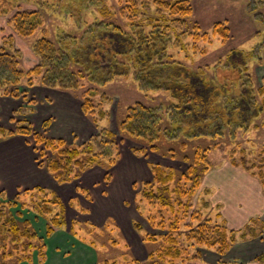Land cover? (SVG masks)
<instances>
[{
  "label": "trees",
  "instance_id": "16d2710c",
  "mask_svg": "<svg viewBox=\"0 0 264 264\" xmlns=\"http://www.w3.org/2000/svg\"><path fill=\"white\" fill-rule=\"evenodd\" d=\"M120 1L119 12L129 19V30L96 18L86 26L80 24L79 28L86 30L79 47L76 46V39L69 40L71 36L66 33L62 35L59 47L48 39L36 41L33 52L39 64L28 70L29 79L25 76L26 72L20 70L17 54L2 49L0 94L20 97L19 86L26 80L32 87L40 81L46 88L75 92L86 80L103 86L116 77H124L134 71L136 82L143 91L169 92L178 101V105H159L156 108L139 103L129 108L124 116L120 126L122 134L141 141L151 150H158L161 141L174 143L179 142L181 137L188 142L219 139L224 134L223 126L230 127L234 133L232 135H235L236 128L250 129L264 111V82L255 89L246 66L248 59L261 60L264 41L247 54L233 51L227 58L228 73L220 77L222 81L219 84H215L207 80L202 68L193 72L181 63L172 62L168 53L172 44H184L186 32L180 27L192 15L191 0H142L145 1L142 4L133 0ZM12 2L18 4L19 1ZM249 3L253 9L257 8L256 0ZM259 3L264 7L261 1ZM38 4L42 9L48 8L44 2L39 1ZM99 11L104 18L113 15L107 5H103ZM41 16L38 11H18L10 21L17 33L26 36L34 33L41 23ZM79 16H82L81 13ZM261 19L264 20V15ZM192 26L197 30L196 39H199V26ZM214 27L215 34L227 37L228 29L225 30L221 22ZM147 28L152 29L147 32ZM191 31L190 27L188 32L193 34ZM76 66H81L82 70L75 71L73 68ZM232 90L235 93L229 97L228 93ZM96 95L93 90L84 94L82 108L85 112L94 108L92 100ZM257 97L261 99L260 103ZM165 119L168 121L164 124ZM166 124L169 128L165 129ZM31 127L28 120H20L14 129L0 126V139L16 134L32 136L38 147H44V156L47 152L51 154L47 155V162L41 165H46L58 183L76 180L95 166L108 171L120 158L118 147L114 144V133L110 130H102L86 142L73 145L60 138L32 131ZM186 144L182 141L180 146L185 147ZM194 149V155L189 157L186 154L183 157L188 163L185 172L158 165L153 168V182L141 186L138 196L147 203L149 210L146 220L152 229L142 236L145 245H152L150 249L147 248V258L140 261L125 252L118 260L104 258L96 264H201L199 247L226 255L237 242L263 234L264 228L259 218L252 219L240 231L229 229L223 221L214 222L207 189L200 203L197 202L198 207L194 205L204 176L214 167L208 156L209 145L197 144ZM170 151V157L177 159L178 156L173 154L174 149L170 148ZM135 152L138 153L136 149ZM239 154L243 156L242 164L236 159ZM259 157L258 162L247 160L244 148L239 145L230 152L229 160L236 167L242 165L244 170L261 181L264 188V152ZM20 193L23 200L20 196L14 201L0 198V264H45L47 254L44 239L32 222L25 218L22 209L28 208L31 213L45 219L46 234L52 236L65 223V204L55 192L42 187ZM136 208L139 210L138 206ZM134 225L141 233V224L136 222ZM99 231L94 228L92 233L101 238L103 233ZM108 238L106 242H88L98 252V244L108 243ZM257 260L264 264V255Z\"/></svg>",
  "mask_w": 264,
  "mask_h": 264
},
{
  "label": "rangeland",
  "instance_id": "374dc122",
  "mask_svg": "<svg viewBox=\"0 0 264 264\" xmlns=\"http://www.w3.org/2000/svg\"><path fill=\"white\" fill-rule=\"evenodd\" d=\"M17 1L18 4L12 0H0V51L5 49L17 54L20 70L26 72L27 79L30 78L27 75L28 70L39 64V59L33 52L36 41L48 39L59 47L62 35L66 33L71 36L69 40L76 39V46L79 47L82 34L86 30V28L81 30L80 24L86 26L96 18L108 24L114 23L124 29H130V26L127 27L129 19L124 13L119 12L120 0ZM39 1L46 3L48 8L42 9ZM133 1L141 4L145 2ZM256 1L257 8L253 9L250 0H191L192 15L187 18L188 21L186 19L185 25L180 27L186 32L183 36L184 44L175 46L174 43L168 51L172 62L181 63L193 72L202 68L207 80L219 84L222 81L220 77L228 73L227 58L233 51H243L247 54L255 50L259 44H263L264 20L261 17L264 15V7L259 2L264 4V0ZM103 5H107L114 16L102 17L99 9ZM18 11L41 12V23L32 35L23 36L14 29L10 20ZM80 13L82 16H79ZM220 22L226 27L225 30L228 29L226 38L215 34L214 25ZM194 24L199 26L197 28L199 39H196L197 30L192 26ZM190 27L193 34L188 32ZM151 29L147 28V32ZM248 60L247 73L254 83V88L258 89L264 82V50L261 52V60ZM73 69L78 71L82 70V67L76 66ZM18 90L20 93L18 98L0 94V126L8 130L14 129L20 120H28L32 131L51 138H60L73 145L86 142L102 130H110L114 133V144L120 152V158L112 169L107 171L95 166L82 173L76 180L61 184L51 176L46 165H41L47 162L51 154L47 152L48 156H44V147H38L32 136L16 134L7 139H0L1 171L17 166L20 167L19 173L26 174V178L38 175L36 183H42L31 189H14L3 181L7 177L2 178L0 198L14 201L17 196L22 197L20 192L42 187L55 192L65 204V223L57 228L52 236L46 234L45 219L31 213L28 208L22 209L25 218L32 222L39 236L44 239L47 254L45 264H96L104 258L118 260L125 252L132 254L137 260H145L152 245H145L142 236L152 229L146 220L149 210L147 203L140 200L138 194L144 184L153 182L154 167L159 165L164 169L185 172L188 163L183 157L186 154L189 157L194 155V147L197 144L209 145L208 156L213 166L230 162V152L239 145L244 148L246 159L253 162H258L260 154L264 152V111L254 120L249 130L236 128L235 135H232L234 133L231 128L223 126L224 134L220 135L219 139L188 142L181 137L179 142L161 141L156 151L141 141L122 134L120 126L129 108L139 103L149 108L178 105V101L174 100L169 92L143 91L136 82L134 71L124 77H116L103 86L86 80L75 92L46 88L40 81L32 87L28 80L22 82ZM88 90L96 91L97 95L92 100L94 108L85 112L82 108L83 96ZM233 90L228 93L229 97H233L235 93ZM257 99L260 103L261 99L259 97ZM167 121L168 119H165L164 124ZM45 124L48 127L45 128ZM164 128H169V125L166 124ZM80 135L86 137L80 139ZM182 141L187 143L185 147L180 146ZM170 148L174 149L173 154L178 156L177 159L170 157ZM236 159L242 164L241 154ZM40 172L44 176H39ZM45 172L48 174H44ZM108 175L110 177L106 178ZM204 193L202 184L197 192L198 198L194 200L197 207ZM23 199L22 197L21 200ZM122 213H125L127 218L124 214L123 219ZM212 218L216 222L214 216ZM122 219L125 223L131 224L128 226L131 236L124 233L119 225ZM94 220L99 224L104 220L106 222L100 227ZM136 222L143 228L141 233L134 225ZM93 227L102 231V239L92 233ZM261 227L264 228L263 222ZM107 238L108 243L98 244V252L88 242L89 240L94 243L95 240L106 242ZM199 250L201 254L206 250L216 253L203 247H199ZM262 255L264 253L258 257ZM257 258L255 261L258 262Z\"/></svg>",
  "mask_w": 264,
  "mask_h": 264
},
{
  "label": "crops",
  "instance_id": "0c3cea01",
  "mask_svg": "<svg viewBox=\"0 0 264 264\" xmlns=\"http://www.w3.org/2000/svg\"><path fill=\"white\" fill-rule=\"evenodd\" d=\"M79 137L83 139L86 136L80 135ZM19 169L20 167L15 166L2 172L0 162V179L7 177L3 181H6L14 189H31L42 184L36 183L38 182V175L26 178V174L19 173ZM36 171L38 172L39 169H36ZM44 174L48 173L45 172ZM40 175L44 176L41 172ZM202 184L204 189L209 192L208 200L212 205V217L214 216V219L226 223L229 229L234 231L243 230L254 218H259V221L261 220L264 223L263 188L258 178L243 168L236 167L227 161L215 165L204 176ZM122 214L124 219L125 213ZM125 217L127 218L126 214ZM123 219L119 225L124 233L131 236L128 227L130 223H125ZM94 222L103 227L106 220L101 224L95 220ZM262 253H264V233L260 235L259 239L237 242L226 255H219L208 250L203 251V263L201 264H262L255 261Z\"/></svg>",
  "mask_w": 264,
  "mask_h": 264
},
{
  "label": "bare ground",
  "instance_id": "6f19581e",
  "mask_svg": "<svg viewBox=\"0 0 264 264\" xmlns=\"http://www.w3.org/2000/svg\"><path fill=\"white\" fill-rule=\"evenodd\" d=\"M16 98V97H15Z\"/></svg>",
  "mask_w": 264,
  "mask_h": 264
}]
</instances>
